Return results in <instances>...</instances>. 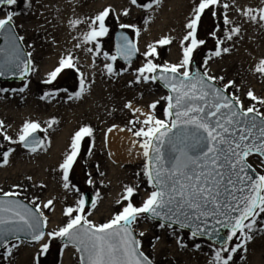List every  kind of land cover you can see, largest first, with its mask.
Listing matches in <instances>:
<instances>
[{
  "label": "rangeland",
  "instance_id": "374dc122",
  "mask_svg": "<svg viewBox=\"0 0 264 264\" xmlns=\"http://www.w3.org/2000/svg\"><path fill=\"white\" fill-rule=\"evenodd\" d=\"M98 1L103 4L101 11L105 8L111 10L105 21L108 33L98 38V41L85 43L83 34L89 31L92 10ZM37 2L38 0H18L14 6L0 5V15L4 14V17L8 11L18 13L13 20L14 28L18 36L24 37L22 44L27 53H31V71L25 79L0 80V89H8L0 91V122H3L0 132L6 133L12 140H17L18 132L24 124L17 127L19 119H24V122L35 121L43 130L37 132L44 142L42 148L30 152L19 143L5 141L0 135V154L9 148L13 150L9 154L7 164H3L0 156V194L19 192L18 197L32 206L39 204L43 217L47 219L45 232L47 226L55 222L54 227L48 229V232H51L67 223L68 217L64 215L63 210L66 207H75L83 191L90 190L96 199V207L93 208L92 204L85 207L84 215L93 224L106 223L125 205V201L119 204L116 201L120 200L126 186L136 189L132 203L137 207L142 205L153 189L144 176L146 157L140 156L133 163L114 164L104 146L103 134L109 128H122L131 134L140 146L144 138L135 137L128 129L133 128L135 131L143 126L139 122L145 118L143 113L151 112L157 119H166L163 110L167 101L162 98L168 96L167 91L156 81H138L137 69L146 63L147 58L143 53L147 51V46L156 44L164 37L170 38L171 43L162 46L157 44V55L149 58L160 65L180 62L181 40L187 32L185 24L190 18L194 3H198V0H161L159 6L153 5L151 9L142 7L150 0H137V5H132L130 0H60L64 10H61L58 18L61 22L66 19L67 22L64 23L68 25L62 27L56 26L55 22L36 19L32 12L38 8ZM226 2L231 5L226 13L233 22L231 26L238 25L240 33L232 40H226V26L222 18L225 10L222 7L216 9V18H213L211 9L206 10L197 30V38L203 40L204 44L194 50L192 61H196L202 72L206 70L209 75L216 77L214 83L221 88L233 81L234 86L225 91L230 96L239 97L245 109L256 104L264 111V105L247 97V92L252 90L254 95L264 99V75L255 71L259 61L264 59V27L259 23L247 21L236 11V8H258L264 4L258 0H235L234 4L232 0ZM124 10L129 14L123 15ZM74 19L83 22L72 27L69 21ZM120 24L135 26V29L123 28L129 32L140 51V58L132 64H123L118 59L113 61L104 55H116L113 33L120 28ZM136 30L139 31L138 35ZM72 32L82 37V43H79L81 47H75L76 52L74 48L71 50L77 67L63 70L51 84L44 83L48 73L58 66L62 53L70 51V43H73L70 35ZM213 32L216 33L215 37ZM66 34H69L67 38ZM217 39L223 40L221 47L229 48V52H222L220 56L212 55L216 50ZM96 43L100 45L98 53L95 52ZM88 48H92L93 52H88ZM105 64H112L114 74L107 72ZM80 73L84 74L87 90L81 97L70 99L69 96L79 90ZM220 77L223 79H219ZM25 83L28 86L23 92L13 91L24 87ZM49 92H52L57 100L53 104L57 107L55 113L50 109L43 110L38 107L42 97L51 98L46 95ZM156 101H159L156 108L151 109L149 105ZM127 104L132 107H125ZM137 108L141 109L140 113L133 111ZM63 116L69 119L75 132L83 126L92 129V135L80 142L79 154L69 172V189L63 187L62 170L53 169L54 162L49 153L60 128L55 127L56 122L49 127L47 121ZM69 151L70 147L67 148V153ZM248 163L259 174H264V165L256 155L249 157ZM89 179L92 183H88ZM48 200L53 203L45 209L43 205ZM259 219L264 220V214ZM159 224V221L141 217L133 225L134 234L140 240V250L149 257L152 264H214L215 251L219 245L205 238H192L190 232L176 226L169 229L161 228ZM256 227L261 228L262 225L258 223ZM140 233H143V236ZM11 243L16 241L12 240ZM234 243L235 240L230 242V246ZM48 244V251L41 254V244L21 239L13 251L18 252L25 247L32 248L36 253L30 257L35 259L36 264H62L64 252L70 245L64 247L60 238L48 239ZM15 252L5 258L4 249L1 248L0 264L9 263ZM72 261L73 264H80L79 253L74 246ZM229 264H264V231H257L253 240L246 244V250L240 249L234 253Z\"/></svg>",
  "mask_w": 264,
  "mask_h": 264
},
{
  "label": "snow or ice",
  "instance_id": "6c2138e0",
  "mask_svg": "<svg viewBox=\"0 0 264 264\" xmlns=\"http://www.w3.org/2000/svg\"><path fill=\"white\" fill-rule=\"evenodd\" d=\"M160 2L150 0L142 7L151 9L153 5L159 6ZM17 3L18 0H0L3 6H14ZM130 3L137 5V0H130ZM234 3L235 0H232ZM230 6L226 0H198V3H194L185 24L187 32L181 40L182 59L178 64L160 65L149 58L157 55V44L162 46L171 43L168 37L158 40L156 44H149L143 53L147 59L137 69V80H160L170 89V94L162 98L167 101L163 110L166 119H157L151 112L143 113L145 118L139 121L143 126L135 131L133 128L128 129L135 137L144 138L140 147L148 159L144 176L153 190L148 193L142 205L137 207L132 203L136 189L126 186L120 200L116 201L117 204L126 202L122 210L106 223L96 225L84 215L85 199L81 195L75 207L63 210L68 217L67 223L46 234L42 229L47 219L43 217L41 206L35 205L33 211L18 200L3 198L18 196L19 192H4L0 196V248L4 249L5 258L18 247L23 235L29 242H39L45 236L49 240L61 238L64 247L73 245L80 253V264H152L149 257L140 250V240L136 239L133 232V225L145 217L159 220L161 228L171 229L176 225L180 229H191L192 238H216L220 247L215 251L214 264H229L234 253L240 249L246 250V244L253 240L257 231H264V220L259 219L264 214V174L255 173V169L248 163V158L256 155L264 165V111L256 104L245 109L239 97L225 95V90L234 86L233 81L220 88L214 83L217 78L209 75L206 70H190L194 50L204 44L203 40L197 38V30L206 10H212L213 18L218 16L216 9L222 7L225 10L222 18L226 26V40H232L240 33V27L231 26L233 22L226 14ZM110 11L105 8L91 18L89 31L83 34L85 43L98 41V38L108 33L105 21ZM236 11L247 21L264 27V6L236 8ZM122 14L129 13L124 10ZM16 15L18 13L15 11H8L4 18H0V36L5 40V44L0 46V76L18 73L23 78L31 71V61L24 59L25 53L20 43L24 37L18 36L14 30L13 20ZM82 22L80 19L69 21L72 27ZM119 27L135 29L130 24H120ZM136 32L138 35L139 31ZM212 35L215 37L216 33ZM222 44L223 40H216L213 56L229 52V48L221 47ZM76 47L81 45L77 44ZM87 51L93 52V49L88 48ZM99 51L100 45L96 43L95 52ZM137 51L135 44L121 33L117 55L131 60ZM104 55L113 61L117 59L116 55ZM76 67L73 54L69 51L60 58L58 66L48 73L44 83L51 84L63 70ZM104 67L110 75L114 74L112 64H105ZM255 71L264 75V59L259 61ZM27 86L25 83L24 87L13 91L23 92ZM86 90V79L80 73L79 90L69 98H79ZM247 97L264 105V99L258 98L252 90L247 92ZM158 103L156 101L149 107L155 109ZM125 107L132 106L127 104ZM133 111L140 113L141 109ZM54 123V120L49 121V127ZM0 128H3V122H0ZM37 131H43L37 122L25 121L17 140H12L3 132L0 135L5 141L19 143L30 152H36L44 143L35 135ZM91 135L92 129L83 126L72 137L70 151L59 165L65 189L70 187L69 172L79 154L80 142ZM12 151L9 148L0 154L3 164L8 163ZM88 183H92L91 179ZM52 203V200H48L43 208H49ZM92 207H96V199L92 200ZM258 223L262 225L261 228L256 227ZM221 229L227 230L226 235L221 236ZM140 235L143 236V233ZM12 240L16 243H11ZM234 240L236 243L230 246ZM48 249V243L41 244V254Z\"/></svg>",
  "mask_w": 264,
  "mask_h": 264
},
{
  "label": "bare ground",
  "instance_id": "6f19581e",
  "mask_svg": "<svg viewBox=\"0 0 264 264\" xmlns=\"http://www.w3.org/2000/svg\"><path fill=\"white\" fill-rule=\"evenodd\" d=\"M60 0H38V8H36L32 14L33 16L38 19L42 20L43 22L48 21L49 23L55 22L56 26L62 27V26H68L66 23V19L64 22H61L58 18L60 15L61 10H64V7H61ZM257 1V0H256ZM259 3L262 4V0H258ZM95 7L92 10L93 14L90 17L93 18L95 15H97L99 12H101L103 4L101 1H98L95 3ZM259 8V7H258ZM62 17V16H61ZM0 18H4V14L0 15ZM69 34H66V38ZM72 36V42L70 43V51L75 47L77 44L82 43V37L77 36L74 32L70 34ZM67 55V51L65 53H62V56ZM53 62V61H52ZM50 97L51 98H42L41 101L38 103V107L40 109L46 110L50 109L52 112H57V107L53 106L54 103L57 102L55 96H53L52 92ZM51 101V103H47V101ZM41 115V114H39ZM38 115V119L41 120L42 118ZM54 120L56 122L55 127L60 128L59 135L56 136L55 143L50 147L49 153L52 155V161L54 162L53 169L55 171L61 170L59 165L63 162L64 156L67 154V148L70 147L72 137L75 134L74 128L69 122V119H66L64 116L57 118L56 120L51 118L50 121ZM47 121V120H46ZM24 123V119L18 121L17 127H20ZM49 126V121H47ZM53 125V124H52ZM111 129V131H109ZM105 131V134H103V143L105 148L107 149L109 159L114 164H118L119 162L123 163H133L138 160L140 156L143 155V149L139 146L137 141L132 137L131 134L124 131L122 128H109ZM76 130V129H75ZM135 141V143H134ZM55 222L53 221L50 223V226H47L46 234L48 233L49 228L54 227ZM48 243V238L45 236V238L38 242V244ZM14 250L13 252H15ZM29 251V252H28ZM12 252V253H13ZM72 252H73V246L70 245V248L65 250L63 258H62V264H73L72 261ZM36 253V250L32 248H23L18 252H15L13 255V259L9 261L7 264H36L35 259H32L31 256H34ZM30 257V258H28Z\"/></svg>",
  "mask_w": 264,
  "mask_h": 264
},
{
  "label": "water",
  "instance_id": "95a60500",
  "mask_svg": "<svg viewBox=\"0 0 264 264\" xmlns=\"http://www.w3.org/2000/svg\"><path fill=\"white\" fill-rule=\"evenodd\" d=\"M14 30H15V28H14ZM15 33H16V31H15ZM121 33H123L125 36H127L128 37V39L129 40H131L132 42H133V40L131 39V37H130V35H129V33L126 31V30H124V29H122V28H117L115 31H114V34H113V41H114V47H115V51H116V55H117V44L119 43V41H120V36H121ZM17 34V33H16ZM18 35V34H17ZM21 43V46H22V50H23V52L25 53V56H24V59H27V60H29V56L27 55L28 53H27V51H26V49L24 48V46H23V44H22V42H20ZM134 43V42H133ZM5 44V40H4V37H2V36H0V46H3ZM138 56H139V54H138V52H136L135 53V55H133L132 57H131V60H125V59H123L121 56H119V55H117V58L121 61V62H123V63H131V62H133V61H135L137 58H138ZM191 68H192V72H196V71H200V72H202L201 70H200V68L198 67V64L196 63V61H193L192 62V65H191ZM29 73V72H28ZM28 73L23 77V78H20V76H19V74L17 73L16 75H5V76H0V80H3V81H20V80H23L27 75H28ZM159 73H157V75H158ZM165 90H167L168 91V93L170 94V89L169 88H167V87H165V85H164V83L162 82V81H160V80H156ZM216 84V83H215ZM217 85V84H216ZM218 86V85H217ZM218 87H220V86H218ZM221 88V87H220ZM225 95H228V96H230L226 91H225ZM35 135L37 136V137H39L40 139H41V136H40V134L38 133V132H36L35 133ZM147 162H148V159H147ZM253 168V167H252ZM254 169V168H253ZM255 173H258L256 170H255ZM259 174V173H258ZM0 196H2V195H0ZM4 199H14V200H18V201H20L21 203H23V204H25V205H27L28 207H30V208H32L33 209V211H35V208L32 206V205H30L29 203H27L26 201H24L23 199H21V198H19V197H17V196H15V197H3ZM84 199H85V206H89L90 204H92V200H93V195H92V193L90 192V191H88V190H86L85 192H84ZM146 215V214H145ZM157 221H159V220H157ZM176 226V225H175ZM178 227V226H177ZM43 231L45 230L44 229V226H43V229H42ZM185 230H188L190 233H191V229H188V228H185ZM226 233H227V230L226 229H221V236H224V235H226ZM21 238L22 239H25L24 238V236L22 235L21 236ZM201 238H205V239H207V240H210L211 242H213V243H215V244H217V245H219L220 246V244L218 243V241H217V239L216 238H214V237H209V236H203V237H201ZM61 239V238H60ZM27 240V239H26ZM61 241L62 242H64L62 239H61ZM80 254V253H79Z\"/></svg>",
  "mask_w": 264,
  "mask_h": 264
}]
</instances>
